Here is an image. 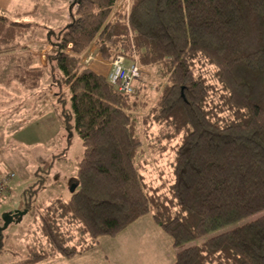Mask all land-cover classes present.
<instances>
[{"label":"trees","instance_id":"trees-1","mask_svg":"<svg viewBox=\"0 0 264 264\" xmlns=\"http://www.w3.org/2000/svg\"><path fill=\"white\" fill-rule=\"evenodd\" d=\"M116 3L74 0L69 21L47 39L45 63L28 50L8 78L35 89L48 75L67 145L74 131L83 147L67 198L32 207L51 164L44 177L34 170L23 205L40 241L10 264L81 254L145 215L177 247L264 210V0ZM30 27L0 9V55L25 47ZM92 43L102 60L116 52L157 67L153 101L119 92L84 65ZM168 151L171 177L148 181L147 153ZM172 264H264V214L176 250Z\"/></svg>","mask_w":264,"mask_h":264},{"label":"rangeland","instance_id":"rangeland-1","mask_svg":"<svg viewBox=\"0 0 264 264\" xmlns=\"http://www.w3.org/2000/svg\"><path fill=\"white\" fill-rule=\"evenodd\" d=\"M73 2L74 0H29V4H24L26 2L20 3L19 6H22L24 9L17 12L7 11L0 7L9 17H13L14 13L11 12H15V14H18V17H22L21 20L29 21L31 25L25 37L26 39L24 38L22 42L25 47H18L15 51L3 57L0 55V82H4L5 79L9 78L16 64L17 55L25 52L27 49L33 51V53H39V60H37L36 58L38 57H36L35 62L41 63L42 61V65L45 63L46 51L51 48L48 40L53 38L52 32H57V30L61 29L71 18L74 11ZM129 3L130 0H117L116 9H114L118 10L121 6L128 8ZM28 34H30V36ZM92 46L94 48L90 49ZM95 52L98 53L97 44L92 43L81 57L82 61L83 57L88 55L86 59L89 61L87 60L86 62L84 60L85 62L82 61V63L88 66V64L95 59ZM114 54L109 59L111 70L115 56L120 53ZM121 55L124 57L122 61L124 62L126 60V62H128L126 65L124 64L126 67L132 63H135L137 66L138 76L135 80H132L133 85L137 89L134 95L138 93L142 95L146 94L149 100L153 101L157 94L155 85L160 80L157 75V67H144L138 63L135 57H132L131 60L128 61L124 54ZM40 58L42 60H40ZM206 69L208 71L207 75L212 79V67H206ZM15 80L16 79L12 81L14 82ZM44 80H42L41 84L35 89H25L19 83L20 89H23L20 90L21 96H19V98L13 97L14 92L11 91V88H14L15 85H13L12 81V83L10 82L7 86L0 83V88L2 89L0 90V118H2L1 124L3 126V131L5 126L4 120H7L9 126V136H11L12 133V125L15 124L17 120H24L22 123L23 125L19 126L15 132L16 141H12L11 137L8 142L1 143L0 141V144H7L6 149L0 148V156L2 155L1 153L5 154L3 159L0 160V171L5 172L6 170H10L14 172V176L10 180L14 186L0 199V235L3 239V250L0 252V264H10L15 260L24 258L27 255L28 246L36 241H40V239L37 238L41 235L38 230L37 222L34 219V214L31 211L22 214L21 218L18 217L6 220L4 216V212L7 210H24L23 200L26 196L27 198L31 196L29 195L31 192L25 190L34 180V170L39 167L41 169L39 173L44 177L46 175L44 171L47 170L48 165L51 164L45 187L36 191L29 199V202H32V207L41 202H47V200L57 196L63 198L69 196L70 187L72 185L71 178L74 176L77 161L82 156L83 147L81 140L74 131H72L70 143L67 145V131L62 125L61 117L57 109L59 100L55 95L52 97L50 96V93L53 91L56 92L58 89L49 82L48 75H45ZM40 94H42V96ZM69 96V89L65 87L64 105L67 110L71 111ZM39 97H41V99H39ZM18 99H22L20 105H24L25 108L23 109L25 113L24 116L18 115L21 117H17V114H15V105ZM1 112L3 114H1ZM172 158L173 154L170 151L160 157H151V155L147 153V163L143 171L145 178L155 184L170 178V161ZM261 214H264V210L221 226L206 233L200 238L192 239L177 247L171 245L168 236L154 224L150 216H142L134 222L139 221L143 226L146 225V227L144 228L140 224H135L134 228L137 229L139 233L138 239L144 238L145 236V240L147 239L148 242L151 239V245L153 246L152 253L149 245H143V254H141L139 249H134L128 255L127 260L131 264H172L174 259L173 254L176 250L198 243L207 237L230 230ZM143 229L146 230V232L142 231ZM122 231L116 236L120 235ZM116 236H104L108 238L107 241H111L109 243H107V241L104 242V240L100 241V239L104 238L101 237L99 239L100 242L98 241L97 244L91 248L97 247V251L93 253V255L87 256L85 262L88 263V261H92L93 257H96V260L99 261L100 255H102L105 250H107V253L111 252L110 248L114 245L115 240L113 239H115L114 237ZM98 243L100 244L98 245ZM77 255L72 257L57 255L54 257L68 260L73 257L75 258ZM102 259L104 264H114V257L111 253L106 257H102Z\"/></svg>","mask_w":264,"mask_h":264},{"label":"crops","instance_id":"crops-1","mask_svg":"<svg viewBox=\"0 0 264 264\" xmlns=\"http://www.w3.org/2000/svg\"><path fill=\"white\" fill-rule=\"evenodd\" d=\"M22 2H26L24 4H27V3L29 4V0H0V7L2 9L7 10V11H15V12L20 11V10L22 11L24 8H22V6H19L20 3H22ZM15 12H11V13H14V15H13L14 18L12 16H10V18L11 19H15V20H18V19L21 20L22 17L21 18L18 17L17 16L18 14H15ZM93 48H94L93 46L90 47V49H93ZM25 52H23L21 54L19 53L17 55V58L20 55L24 54ZM95 54H96V57L94 59L95 61L94 60L91 61V63L88 64V67H90L93 70H95V71H97L99 73H102V74H104V75L107 76V74L111 71V67H110L109 61L102 60L99 57L98 53L95 52ZM3 56L4 55H2V57ZM38 56H39V53H38ZM17 58H16V60H17ZM36 59L39 60V57L36 58ZM40 60H42V59L40 58ZM38 64H41L42 65V61H41V63H38ZM12 80H14V79H12ZM11 81H8V79H5L4 82L2 81L0 83L2 85H4V86L5 85L7 86ZM13 85H15L14 88H11V91L14 92L13 97H18L19 98V96H21V91L20 90H23V89H20L19 82L17 80H15L13 82ZM0 90H2V89L0 88ZM50 91H52V90H50ZM54 93H55V91H53L52 93H50V96L52 94H54ZM39 99H41V97H39ZM21 102H22V99L21 100L18 99V101L16 102V105H15L16 106L15 107V109H16L15 114H17V117L24 116V114H25L24 111H23V109H25V108H24V105H20ZM19 110L21 111V113H20ZM1 114H3V113L1 112ZM18 115H21V116H18ZM4 122H5V126H4V131H3V128H2L3 126L1 124L2 123V118H0V130H1L0 131V141H1V143L8 142V140H9L10 137H11V140L12 141H16L15 140V132H16V130H17V128L19 126L23 125L22 123L24 122V120L23 121L17 120L15 122V124L12 125V133H11V136H9L10 135L9 134L10 130H9V126H8L7 120H4ZM19 122H20V124H19ZM18 145H19V143H18ZM0 148L6 149L7 148V144L6 143H5V145L0 144ZM5 152H6V150H5ZM1 154L2 155L0 156V158H1L0 160H2L3 157H4V155H5L3 153H1ZM7 171L8 170H6L5 172H7ZM5 172L0 171V175H2ZM13 186H14V184L12 182H10L9 187H8L7 191L4 193V195L6 193H8L9 190ZM12 211H13V209L7 210L4 213H5V215H7L8 213H11ZM16 218H18V217H16ZM135 224H140L141 226H143L142 223H140L139 221H136V222L130 224L128 227H126V229H124V231H122V233L120 235L114 237L115 239H113V240H115V242H114V245L110 248L111 252L107 253V250H105L103 252V254L100 255L101 257H100V260L99 261L96 260L97 259L96 257H93V260L92 261H88V263L85 262L86 261L85 258L87 256L93 255V253H95L97 251V247H95V248H93V249H91L89 251H86V252H84L82 254H79V255L75 256V258L73 257L71 259L66 260V259H61L60 257H53V258L44 259V260H42V261H40V262H38L36 264H104L103 261H102L103 260L102 257H106L110 253L113 254L114 264H131L127 260V257L131 253L132 250L139 249V251L141 252V254H143L142 253V247H143V245H146V246L149 245V248L151 249V253H152V249H153V246L151 245V239H150L149 242L147 241V239L145 240L146 236L144 238L138 239L139 233L137 232V229L134 228V225ZM143 227L145 228L146 225H144ZM142 231L146 232V230H144V229ZM101 240H104V242H106L108 240V238L104 237V238L100 239V241ZM104 242H103V244H104ZM109 242H111V241H107V243H109ZM99 244L100 243H98V245Z\"/></svg>","mask_w":264,"mask_h":264},{"label":"built area","instance_id":"built-area-1","mask_svg":"<svg viewBox=\"0 0 264 264\" xmlns=\"http://www.w3.org/2000/svg\"><path fill=\"white\" fill-rule=\"evenodd\" d=\"M87 56L85 55L83 57L82 59L83 62L85 61L87 62L88 60L86 59ZM122 58L124 57L123 55H121V53L115 56V60L113 61L112 70L107 74V79L111 84H113L116 87V89L119 92L124 93V94L134 95L136 94L137 89L133 85L132 80L133 79L135 80L138 76L137 66L135 63H132L128 67H126L125 65L128 62H126V60L123 62ZM13 176H14V172L10 170L0 175V197L6 192L9 182Z\"/></svg>","mask_w":264,"mask_h":264},{"label":"water","instance_id":"water-1","mask_svg":"<svg viewBox=\"0 0 264 264\" xmlns=\"http://www.w3.org/2000/svg\"><path fill=\"white\" fill-rule=\"evenodd\" d=\"M74 187H75V184H72L70 187V191H72ZM25 212H26L25 209L24 210L15 209L10 214L8 213L7 215H5V219L10 220L12 218L21 217L22 214H24Z\"/></svg>","mask_w":264,"mask_h":264}]
</instances>
